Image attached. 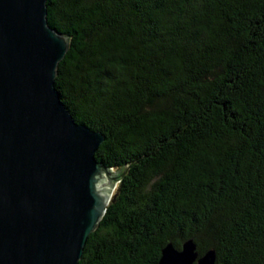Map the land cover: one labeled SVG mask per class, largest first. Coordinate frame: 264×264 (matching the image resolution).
<instances>
[{"label":"trees","instance_id":"16d2710c","mask_svg":"<svg viewBox=\"0 0 264 264\" xmlns=\"http://www.w3.org/2000/svg\"><path fill=\"white\" fill-rule=\"evenodd\" d=\"M46 8L69 36L63 104L104 134L97 160L131 163L78 264H157L189 238L214 264H264V0Z\"/></svg>","mask_w":264,"mask_h":264},{"label":"water","instance_id":"95a60500","mask_svg":"<svg viewBox=\"0 0 264 264\" xmlns=\"http://www.w3.org/2000/svg\"><path fill=\"white\" fill-rule=\"evenodd\" d=\"M46 14V0H0V264H78L131 164L97 160L104 134L63 104L54 79L69 36ZM215 258L189 238L165 244L157 264Z\"/></svg>","mask_w":264,"mask_h":264},{"label":"rangeland","instance_id":"374dc122","mask_svg":"<svg viewBox=\"0 0 264 264\" xmlns=\"http://www.w3.org/2000/svg\"><path fill=\"white\" fill-rule=\"evenodd\" d=\"M116 172V170H114ZM118 174V173H117ZM112 182V181H111ZM113 183V182H112Z\"/></svg>","mask_w":264,"mask_h":264}]
</instances>
